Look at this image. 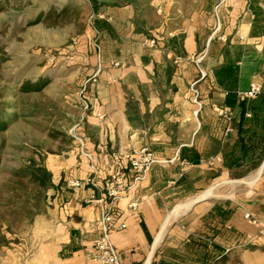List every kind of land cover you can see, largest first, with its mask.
Returning a JSON list of instances; mask_svg holds the SVG:
<instances>
[{
	"label": "crops",
	"instance_id": "crops-1",
	"mask_svg": "<svg viewBox=\"0 0 264 264\" xmlns=\"http://www.w3.org/2000/svg\"><path fill=\"white\" fill-rule=\"evenodd\" d=\"M92 15L106 26L91 22L74 59L79 118L43 160L58 187L7 236L0 264H97L103 208L117 264H264V238L244 219L264 222V0H124ZM141 148L157 162L110 202L106 181L132 185L127 158ZM225 157L244 164L229 170ZM88 179L95 191L70 187Z\"/></svg>",
	"mask_w": 264,
	"mask_h": 264
},
{
	"label": "rangeland",
	"instance_id": "rangeland-1",
	"mask_svg": "<svg viewBox=\"0 0 264 264\" xmlns=\"http://www.w3.org/2000/svg\"><path fill=\"white\" fill-rule=\"evenodd\" d=\"M96 1L113 5L124 0ZM126 1L132 8H141L150 0ZM64 7H69L67 14L56 18ZM41 15L42 21L32 24ZM92 18L89 0H0V95L4 94L0 104L15 102L23 107L29 103L38 108L33 117L21 115L0 133V182L29 158L44 160L46 152L53 153L79 118L74 59L90 44L89 39L83 40L90 35ZM26 79H43V92L15 98L17 87ZM236 188L227 187L225 195Z\"/></svg>",
	"mask_w": 264,
	"mask_h": 264
},
{
	"label": "trees",
	"instance_id": "trees-1",
	"mask_svg": "<svg viewBox=\"0 0 264 264\" xmlns=\"http://www.w3.org/2000/svg\"><path fill=\"white\" fill-rule=\"evenodd\" d=\"M89 2L93 12H97L100 7L104 6L103 2H97L96 0H89ZM68 10L69 7L62 8L56 13V18L64 16ZM52 14L53 11L47 17H51ZM42 18V15L37 17L32 24H39ZM92 25L97 30L106 26L104 21L97 19L92 20ZM42 81L43 79L38 82L24 80L17 87L15 98L42 93L46 86L42 84ZM2 97H4V94L0 95V98ZM37 110L36 104L32 106V104L25 103L23 107L15 102L0 104V133L5 132L13 121L21 115L28 119L33 117ZM260 161V159H257L251 164H247L242 172L235 173L233 176L236 178L244 177ZM243 164V159L225 157V166L229 170H238ZM57 187L53 184L52 174L45 168L41 157L37 160L29 158L27 164L10 171L9 176L0 182V248L8 245L7 234H12L13 228L31 222L35 216L44 212L48 206V192L56 190Z\"/></svg>",
	"mask_w": 264,
	"mask_h": 264
},
{
	"label": "built area",
	"instance_id": "built-area-1",
	"mask_svg": "<svg viewBox=\"0 0 264 264\" xmlns=\"http://www.w3.org/2000/svg\"><path fill=\"white\" fill-rule=\"evenodd\" d=\"M149 46H153L154 42H149ZM261 88L257 85L251 87L249 92L246 93L247 98H256L260 94ZM226 132H230L227 128ZM128 166L134 173V181L130 186H125L120 177L113 175L110 180H107L104 186V196L113 202L120 197V194L133 187L135 183L145 179L147 173L153 164L157 162L153 154L147 148H141L135 150L129 158H127ZM84 185H89L93 191L97 189V184L94 179H88L85 182L72 181L70 187L80 188ZM96 202L103 203V199ZM137 200H135L131 206H135ZM244 219L248 224L257 227L258 237L264 238V222L254 217L250 213L244 214ZM112 216L109 208H103L101 217L98 223L99 236L95 240V254L93 256L97 264H117V254L110 240V234L112 231L111 226ZM124 228L121 226L120 229ZM220 264V263H211Z\"/></svg>",
	"mask_w": 264,
	"mask_h": 264
},
{
	"label": "bare ground",
	"instance_id": "bare-ground-1",
	"mask_svg": "<svg viewBox=\"0 0 264 264\" xmlns=\"http://www.w3.org/2000/svg\"><path fill=\"white\" fill-rule=\"evenodd\" d=\"M254 179L255 178H250V179H248L247 181H246V183H248V184H252L253 182H254ZM241 182V181H240ZM234 183V182H233ZM241 183H244V182H241ZM212 193V191L211 190H209L208 192H207V194H211ZM206 195V194H205Z\"/></svg>",
	"mask_w": 264,
	"mask_h": 264
}]
</instances>
